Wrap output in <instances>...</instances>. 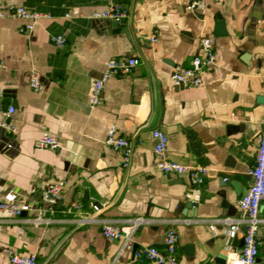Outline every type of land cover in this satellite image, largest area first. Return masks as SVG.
Masks as SVG:
<instances>
[{
	"label": "crops",
	"instance_id": "1",
	"mask_svg": "<svg viewBox=\"0 0 264 264\" xmlns=\"http://www.w3.org/2000/svg\"><path fill=\"white\" fill-rule=\"evenodd\" d=\"M0 1L45 14L30 31L23 29L28 20L0 19V200L26 198L52 219L28 221L36 211L1 216L0 264H13L7 247L35 253L38 264H156L137 262L135 251L162 248L172 224L178 264H217V256L235 264L241 247L229 244L228 224H210L242 219L239 200L253 181L249 170L264 113V0H203L197 11L186 9L191 0ZM111 4L128 11L118 25L91 16ZM218 22L226 34H215ZM207 34L216 64L204 71L200 86H174L173 69L190 64ZM57 36L65 45L54 41ZM127 56L140 64L110 77L101 103L89 107L106 61ZM34 73L38 91L30 84ZM9 106L15 111L7 118ZM112 128L130 142L127 167L106 143ZM156 128L168 136L170 159L209 169L203 183L162 175L153 150ZM43 135L56 137L59 147L36 148ZM58 180L67 182L64 195L50 209L37 193ZM259 214L258 264H264V202ZM87 215L98 221L77 222ZM141 218L128 243L102 234L103 221L127 226Z\"/></svg>",
	"mask_w": 264,
	"mask_h": 264
},
{
	"label": "built area",
	"instance_id": "2",
	"mask_svg": "<svg viewBox=\"0 0 264 264\" xmlns=\"http://www.w3.org/2000/svg\"><path fill=\"white\" fill-rule=\"evenodd\" d=\"M222 2L224 0H213ZM203 7V0H191L187 5L188 11H197ZM45 16L40 12L29 11L23 6L6 4L0 1V19L3 18H19L28 20L24 25V30L30 31L34 27V21ZM97 19H109L112 21H123L128 17V11L120 5L111 4L109 7L96 10L91 15ZM54 41L59 45H65L66 41L63 36H57ZM152 41H156V37H152ZM140 64V59L135 56L112 57L105 63L101 76L93 83V87L89 97V107L93 108L101 103L102 93L106 81L112 76H120L132 73ZM216 64V50L212 35L207 34L200 38L199 50L192 57L188 66H176L170 76L171 83L176 87H197L203 82V73L205 70L212 68ZM5 67V65H2ZM30 84L35 91L41 89L39 74L34 73ZM4 90L0 87V97ZM15 111L13 106H9L5 112L6 117L11 116ZM4 124L14 130L8 120ZM262 131L261 141L257 148L255 165L249 170L252 176V184L248 191L240 198L239 206L244 213L242 219L236 218H220L213 219L210 227H214L215 222H224L229 226V237L234 238L240 230L242 233L243 246L241 247L239 259L235 264H258L260 239L258 236L259 228L262 223L260 218V205L264 202V113L261 120ZM155 140L154 154L156 156V167L163 176L169 175H186L190 182L194 185L204 182L209 173V169L202 165H186L181 162L172 160L168 156V136L160 129L153 130ZM106 143L115 150L122 153L123 166L127 167L131 158L130 142L120 136L115 128L110 129ZM35 147L57 148L59 141L52 135H43L35 141ZM67 182L58 180L45 186L37 193L39 200L50 205V209L60 201L64 195ZM76 209H81L80 204L75 205ZM38 212L27 220L34 224L49 223L52 219L45 216L43 209H36L34 204H29L26 198L0 200V217L9 216L14 219L23 217L24 213ZM79 224L98 221L92 215H87L76 219ZM144 219H133L127 226L114 221H103L101 231L103 236L109 241L124 240L125 243L131 241L135 231ZM188 221V220H185ZM243 225L244 227L241 228ZM179 243V234L174 226L170 225L164 235L162 248L157 246H141L135 251V259L139 263L153 262L156 264H178L177 250ZM6 253L10 257L13 264H38L37 255L35 253L22 254L14 251L12 248H5Z\"/></svg>",
	"mask_w": 264,
	"mask_h": 264
},
{
	"label": "water",
	"instance_id": "3",
	"mask_svg": "<svg viewBox=\"0 0 264 264\" xmlns=\"http://www.w3.org/2000/svg\"><path fill=\"white\" fill-rule=\"evenodd\" d=\"M119 23H120L119 21H114V25H118ZM222 27H223V23L222 22H218L216 24V28L217 29H216L215 34H217V35L226 34V31ZM262 100L264 102V99H262ZM261 136L262 135H260L259 143L261 141ZM229 244L231 246H233L234 248H236L237 245L240 246V247H242L243 246V239H241L240 241H238V239L236 237L231 238L229 240ZM215 260H216L217 264H229L228 261H227V259H226V257H223V256H217Z\"/></svg>",
	"mask_w": 264,
	"mask_h": 264
}]
</instances>
